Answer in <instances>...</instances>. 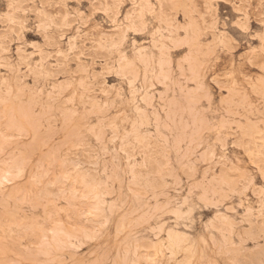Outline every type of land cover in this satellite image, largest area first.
<instances>
[{"label":"rangeland","instance_id":"rangeland-1","mask_svg":"<svg viewBox=\"0 0 264 264\" xmlns=\"http://www.w3.org/2000/svg\"><path fill=\"white\" fill-rule=\"evenodd\" d=\"M0 264H264V0H0Z\"/></svg>","mask_w":264,"mask_h":264}]
</instances>
